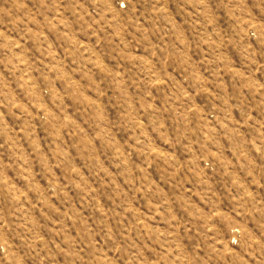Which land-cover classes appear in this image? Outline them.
I'll list each match as a JSON object with an SVG mask.
<instances>
[{
	"label": "rangeland",
	"instance_id": "rangeland-1",
	"mask_svg": "<svg viewBox=\"0 0 264 264\" xmlns=\"http://www.w3.org/2000/svg\"><path fill=\"white\" fill-rule=\"evenodd\" d=\"M0 264H264V0H0Z\"/></svg>",
	"mask_w": 264,
	"mask_h": 264
}]
</instances>
